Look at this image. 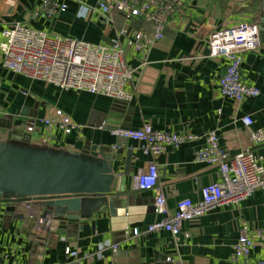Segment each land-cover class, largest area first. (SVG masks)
Instances as JSON below:
<instances>
[{"label":"crops","instance_id":"0c3cea01","mask_svg":"<svg viewBox=\"0 0 264 264\" xmlns=\"http://www.w3.org/2000/svg\"><path fill=\"white\" fill-rule=\"evenodd\" d=\"M41 1L0 0V28L21 20L94 43L108 42L123 28L125 57L135 68L128 86L134 98L124 102L28 79L6 68L0 51V140L39 147L59 144L64 149H80L85 143L115 149L120 144L122 158L115 161L119 172L129 149L133 155L115 214L106 210L96 218L49 219L42 234H36L33 222L40 210L28 213L21 209L27 213L26 219L13 220L0 204V264H256L263 255L260 248L253 250L246 263L232 261L231 256L242 225L251 230L264 228V188L185 221L183 228L191 235L180 246L168 231L127 238V227L144 230L164 216L155 208L154 192L139 189L134 179L151 157L143 153L141 142L117 136L113 130L150 124L198 136L178 147L168 146L156 158L159 184L170 213L184 198L200 200L202 188L221 178L216 165L195 160V151L204 144L207 132L216 130L230 154L252 147L264 158V144L255 145L250 140L251 129L264 126V0H179L164 37L139 51L134 49L132 32L143 29L152 34L151 23L138 18L127 21L117 11L112 12V22L99 13L84 18L73 0L67 1L65 10L48 17L36 11ZM101 1L86 0L93 5ZM241 21L259 25L262 45L244 52L241 64L243 80L257 86L260 93L238 102L220 94L219 81L227 61L222 56H207V39L214 30ZM57 109L62 115L50 134L43 126L28 131L32 119L54 117ZM245 115L253 118L251 127L241 120ZM65 122L75 128L66 132ZM111 241L120 243L118 253L107 251L97 256L99 245ZM67 246L78 251V262L66 255Z\"/></svg>","mask_w":264,"mask_h":264},{"label":"built area","instance_id":"2783aa9c","mask_svg":"<svg viewBox=\"0 0 264 264\" xmlns=\"http://www.w3.org/2000/svg\"><path fill=\"white\" fill-rule=\"evenodd\" d=\"M67 1L42 0L36 11L54 17L68 7ZM73 1L77 2L79 15L84 18L99 13L108 22H112V12L117 11L127 21L138 18L151 23L152 34L143 29L132 32L133 46L138 51L148 49V46L164 37V28L179 3V0H102L93 5L88 4L86 0ZM2 23L0 19V26ZM125 34L126 31L122 28L108 42L94 43L83 38L49 32L33 27L26 21L17 20L0 28V51L3 54L4 66L28 79L50 83L61 90L86 91L130 102L134 95L128 86L134 77L135 68L128 64L125 57L121 40ZM207 45V56H222L227 61L219 81L221 96L240 102L247 97L259 95L260 89L246 83L241 74L243 53L262 45L261 31L257 23L241 21L233 26L216 29L209 35ZM61 115L62 110L57 109L54 117L34 118L27 129L33 131L38 126H43L50 134ZM241 120L249 127L253 125V118L249 115L243 116ZM64 127L66 132H70L75 125L65 122ZM113 134L138 140L141 142L143 153L151 157L147 166L140 169L134 179L139 189L154 192L155 208L164 216L161 220L148 224L144 230L139 227H127V238L142 233L168 231L175 245L180 246L191 235L183 228L185 221L202 216L225 202L240 201L251 196L255 190L264 188V158L252 147L230 154L221 145L217 131L211 130L206 133L204 144L195 151V160L216 165L221 178L202 188L200 200L184 198L177 203L175 211L170 213L166 196L159 184L156 158L168 146L178 147L187 141L196 140L198 136L156 129L150 124L139 128L117 127ZM250 140L255 145L264 144V126L252 128ZM48 221L49 219L45 221L37 215L36 224L33 226L35 233L42 234ZM256 248L263 251L256 264H264V228L251 230L244 224L233 244L231 259L246 263ZM119 250V242H103L99 245L96 255L103 256L107 251L117 254ZM65 253L78 262L77 250L67 246ZM88 258L92 259L93 256Z\"/></svg>","mask_w":264,"mask_h":264},{"label":"water","instance_id":"95a60500","mask_svg":"<svg viewBox=\"0 0 264 264\" xmlns=\"http://www.w3.org/2000/svg\"><path fill=\"white\" fill-rule=\"evenodd\" d=\"M120 146L85 143L80 149H64L0 140V204L13 220L26 219L21 209L40 210L38 217L45 221L96 218L106 210L115 214L133 155L129 149L124 169L116 171Z\"/></svg>","mask_w":264,"mask_h":264},{"label":"bare ground","instance_id":"6f19581e","mask_svg":"<svg viewBox=\"0 0 264 264\" xmlns=\"http://www.w3.org/2000/svg\"><path fill=\"white\" fill-rule=\"evenodd\" d=\"M33 212V211H32Z\"/></svg>","mask_w":264,"mask_h":264},{"label":"rangeland","instance_id":"374dc122","mask_svg":"<svg viewBox=\"0 0 264 264\" xmlns=\"http://www.w3.org/2000/svg\"><path fill=\"white\" fill-rule=\"evenodd\" d=\"M34 228V227H33Z\"/></svg>","mask_w":264,"mask_h":264}]
</instances>
